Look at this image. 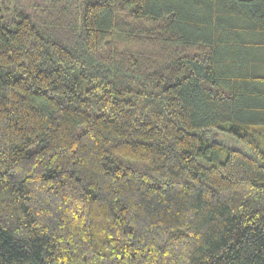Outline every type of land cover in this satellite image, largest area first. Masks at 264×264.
<instances>
[{"label":"trees","instance_id":"obj_1","mask_svg":"<svg viewBox=\"0 0 264 264\" xmlns=\"http://www.w3.org/2000/svg\"><path fill=\"white\" fill-rule=\"evenodd\" d=\"M0 264H264V0H0Z\"/></svg>","mask_w":264,"mask_h":264},{"label":"rangeland","instance_id":"obj_2","mask_svg":"<svg viewBox=\"0 0 264 264\" xmlns=\"http://www.w3.org/2000/svg\"><path fill=\"white\" fill-rule=\"evenodd\" d=\"M220 139L223 140L222 143L225 144L227 147H234L241 150L246 149L243 143L233 139L232 137L228 136V134L221 135Z\"/></svg>","mask_w":264,"mask_h":264}]
</instances>
